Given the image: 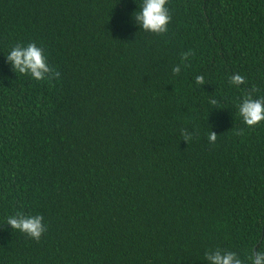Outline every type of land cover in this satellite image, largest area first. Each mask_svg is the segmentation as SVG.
Masks as SVG:
<instances>
[{
  "label": "trees",
  "instance_id": "obj_1",
  "mask_svg": "<svg viewBox=\"0 0 264 264\" xmlns=\"http://www.w3.org/2000/svg\"><path fill=\"white\" fill-rule=\"evenodd\" d=\"M142 4L0 0V264L264 249V121L239 115L264 97V0H168L163 34ZM18 43L43 49L44 80L15 72ZM17 213L43 216L39 241L6 224Z\"/></svg>",
  "mask_w": 264,
  "mask_h": 264
},
{
  "label": "clouds",
  "instance_id": "obj_2",
  "mask_svg": "<svg viewBox=\"0 0 264 264\" xmlns=\"http://www.w3.org/2000/svg\"><path fill=\"white\" fill-rule=\"evenodd\" d=\"M167 4L168 0H143L140 11L135 15L143 30L155 34H163L168 31L171 15ZM191 55H193L191 51L182 53L181 60L184 61ZM7 60L11 63L15 72L22 75H30L31 78L37 81L44 80V74L49 71L44 51L35 43H29L26 47L21 46L19 43L16 44L7 55ZM179 73L180 66L177 65L173 68V74ZM204 82L203 76L196 77L197 84H203ZM229 82L236 86L247 83L246 79L240 74H233L229 78ZM253 91H255L254 88ZM239 115L249 127H254L264 121V97L253 99L250 94H246L243 103L239 105ZM182 136L186 141L191 139L188 135ZM208 139L210 142L215 143L217 135L211 132ZM43 219L42 215L24 216L22 213H17L9 216L6 224L11 225L12 229L39 241L42 233L46 231V228L41 223ZM205 258L211 260L212 264H245L244 260L232 251H226L223 255L219 251L214 255H209L206 252ZM247 260L248 264H264V249L258 247L251 250Z\"/></svg>",
  "mask_w": 264,
  "mask_h": 264
}]
</instances>
